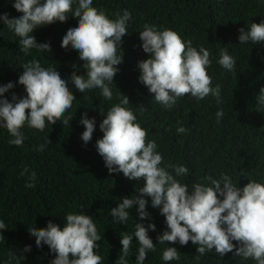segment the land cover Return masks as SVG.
Masks as SVG:
<instances>
[{
  "label": "trees",
  "instance_id": "obj_1",
  "mask_svg": "<svg viewBox=\"0 0 264 264\" xmlns=\"http://www.w3.org/2000/svg\"><path fill=\"white\" fill-rule=\"evenodd\" d=\"M14 2L0 0V15L8 13L10 18L22 15L12 6ZM93 7L104 10L111 19H116L124 9L132 13L129 33L122 38L123 63L118 66L114 85H110L113 98L105 100L100 89L81 93L69 80L77 99L66 113L73 114L69 125L57 121L43 132L25 127V141L19 147L10 145V135L0 128V219L8 227L0 230L4 235L0 239V264H17L15 259L9 262V252L19 258L20 264H51L55 254L47 245L38 248L29 229L44 228L48 221L62 229L66 214L81 212L93 218L103 237L96 242L100 248L94 249L102 255L103 264H118L120 237L125 231L134 234V224L140 222L145 226L149 222L156 225V231L150 230L149 236L157 250L147 254L144 264H255L251 259L234 257L233 253L221 257L215 250L197 260L196 245L191 242L186 246L170 242L160 245L157 236L167 230L165 217L158 208L151 207L148 197L149 221H140L138 205L129 210L126 225L114 221L109 214L111 208L117 206L121 197L139 195L143 182L130 181L123 173L110 174L95 145L103 136L99 124L104 117L100 113L106 116L110 107L120 103L123 94L130 101L127 107L148 131V140L156 141L157 151L164 158L161 167L171 164L189 169L188 175L180 177L175 176L172 168L168 169L181 183L191 187L209 175L219 179L221 173L229 175L241 187L249 180L264 183V108L257 106L256 99L264 87V43L239 45L238 40L240 28L247 30L252 22L264 20V0H93ZM77 23L70 16L66 22L38 28L33 35L38 43H50L51 52L33 49L26 56L20 51L19 38L0 20V84L10 81L16 84L5 93L6 98L11 100L12 92L18 97L26 95L24 87L17 83L18 77L23 71L22 65L34 57L44 67L57 68L65 79L76 70L72 67L74 64L79 69L78 75H86L79 53L71 46L61 47L66 31ZM144 24L155 25L157 30H174L185 41L191 40L197 49L203 46L210 50L213 63L207 71L213 78L212 86H222L221 104L211 96L199 102L185 96L171 110L155 102L147 87L138 80L137 63L149 58L139 39ZM222 48H227L236 59L235 73L227 72L217 63ZM219 110L224 115L218 122ZM85 112L96 120V130L87 144L81 140L85 129L80 120ZM181 126L187 132L177 134L176 129ZM47 137L51 144L43 152L38 151ZM25 167L28 172L21 176ZM32 172L36 173L32 181L35 187L26 188ZM27 245L31 250L24 252ZM168 246L180 252L179 261L162 260V252ZM138 247L133 237L128 264H135Z\"/></svg>",
  "mask_w": 264,
  "mask_h": 264
},
{
  "label": "clouds",
  "instance_id": "obj_2",
  "mask_svg": "<svg viewBox=\"0 0 264 264\" xmlns=\"http://www.w3.org/2000/svg\"><path fill=\"white\" fill-rule=\"evenodd\" d=\"M14 9L22 13L19 17L0 15V20L19 38L20 51L30 55L31 50L51 52L50 43H38L34 31L56 22H66L69 17L78 20L75 27L66 31L61 47L79 53L83 61L82 68L86 75H78L74 70L70 77L63 78L57 68L44 67L35 57L22 65L18 84L24 87L26 95L18 97L12 92L11 100L5 93L15 88L16 84H0V128L7 130L11 139L8 143L17 147L25 141L24 128L43 132L57 121L69 125L72 115H66L77 100L69 86V80L81 93L100 89L105 100H112L114 77L123 63L122 38L128 32L132 13L127 9L111 19L102 9L93 7V0H15ZM139 31L143 51L149 58L138 61L140 70L138 80L147 87L157 104L171 110L180 98L189 96L198 102L206 97H214L216 103H222L221 85L212 86L213 78L208 74L212 66V54L207 48L193 46L191 40L185 41L174 30H157L155 25L144 24ZM239 45H258L264 43V20L252 22L250 27L240 28ZM217 63L227 72L235 73L236 59L227 48L219 52ZM121 94V93H120ZM120 103L110 107L99 124L102 138L96 141V150L103 158L105 167L111 173H123L130 181H142L139 195L121 197L116 207L111 208L110 216L120 224H127L129 210L138 205L140 221H149L148 199L151 207L158 208L165 217L167 230L157 236L160 245L166 242L196 245V259L215 250L221 257L233 253L234 257L253 260L255 264H264V183L249 180L243 187L237 186L227 174L221 173L216 179L209 175L203 182L189 185L181 183L168 170L172 168L176 177L186 176L189 169L184 165L168 164L164 167V158L157 151L155 140H148V131L141 127L137 116L127 105L129 98L121 94ZM257 106L264 108V87L256 96ZM143 111V109H140ZM224 115L217 111L219 122ZM84 126L81 140L87 144L96 130L95 117L89 118L87 112L81 116ZM177 134H184L183 126L176 129ZM51 144L46 138L45 144L37 150L43 152ZM27 167L21 172L24 176ZM247 176V175H245ZM248 177V176H247ZM36 173L32 172L26 182V188H34L32 182ZM0 219V230L7 229ZM134 234L126 231L120 237L122 245L118 264H128L133 237L138 241V255L135 264H144L149 252H156V244L149 236V231H156L154 223H135ZM35 236L38 248L47 245L55 258L51 264H103L102 255L94 251L99 249L97 241L102 240L91 216L68 213L64 218V227L47 222L44 228L36 226L29 229ZM4 237L0 232V239ZM31 250L27 245L24 252ZM9 262L13 259L20 264L14 253H8ZM24 257V256H23ZM26 257H24L25 259ZM180 252L175 247H166L162 252L165 262L179 261ZM8 264V262H6Z\"/></svg>",
  "mask_w": 264,
  "mask_h": 264
}]
</instances>
